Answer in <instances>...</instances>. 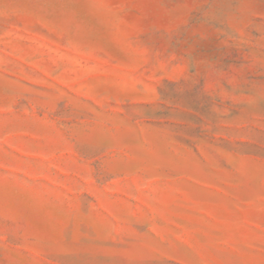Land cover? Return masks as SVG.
Listing matches in <instances>:
<instances>
[{"label": "rangeland", "instance_id": "1", "mask_svg": "<svg viewBox=\"0 0 264 264\" xmlns=\"http://www.w3.org/2000/svg\"><path fill=\"white\" fill-rule=\"evenodd\" d=\"M0 264H264V0H0Z\"/></svg>", "mask_w": 264, "mask_h": 264}]
</instances>
